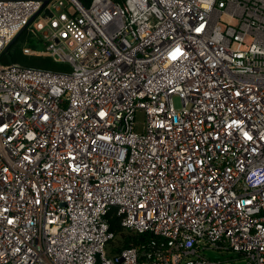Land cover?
I'll return each mask as SVG.
<instances>
[{"label": "built area", "instance_id": "obj_1", "mask_svg": "<svg viewBox=\"0 0 264 264\" xmlns=\"http://www.w3.org/2000/svg\"><path fill=\"white\" fill-rule=\"evenodd\" d=\"M43 4L0 0L70 67L0 62V264H264V0Z\"/></svg>", "mask_w": 264, "mask_h": 264}, {"label": "trees", "instance_id": "obj_2", "mask_svg": "<svg viewBox=\"0 0 264 264\" xmlns=\"http://www.w3.org/2000/svg\"><path fill=\"white\" fill-rule=\"evenodd\" d=\"M84 4L89 5L90 0H81ZM31 47L33 49L43 48V43L36 38L29 29H26L18 40L10 46L0 57V62L5 65L19 64L21 66L47 69L53 71H69L67 64L59 63L50 56L28 55L24 52V48ZM111 230L118 237L120 247L139 246L142 243H152L154 236L149 234L134 235L129 233L123 226L121 218L115 214L110 215Z\"/></svg>", "mask_w": 264, "mask_h": 264}, {"label": "water", "instance_id": "obj_3", "mask_svg": "<svg viewBox=\"0 0 264 264\" xmlns=\"http://www.w3.org/2000/svg\"><path fill=\"white\" fill-rule=\"evenodd\" d=\"M44 1V4H43V8L51 1V0H43ZM46 12L47 13H50V11L48 10V9H46ZM51 14V13H50ZM36 17H37V15H35L32 19H31V22H33L35 19H36ZM27 29V27L26 28H24V29H22L17 35H16V37L13 39V41L8 45V47L6 48V50L10 47V46H12L17 40H18V38L21 36V34L25 31Z\"/></svg>", "mask_w": 264, "mask_h": 264}, {"label": "rangeland", "instance_id": "obj_4", "mask_svg": "<svg viewBox=\"0 0 264 264\" xmlns=\"http://www.w3.org/2000/svg\"><path fill=\"white\" fill-rule=\"evenodd\" d=\"M40 18H41V17H38V18L34 21L33 25H36V23L40 20ZM25 47H26V46H25ZM39 56H40V55H39ZM41 56L45 57V56H47V55H41ZM173 100H174V104H175L176 108L180 109V108L182 107V101H181V98H180L179 96L176 95V96H174Z\"/></svg>", "mask_w": 264, "mask_h": 264}]
</instances>
